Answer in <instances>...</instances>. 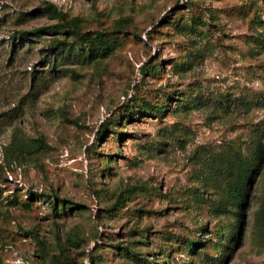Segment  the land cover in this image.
Wrapping results in <instances>:
<instances>
[{
    "label": "rangeland",
    "instance_id": "374dc122",
    "mask_svg": "<svg viewBox=\"0 0 264 264\" xmlns=\"http://www.w3.org/2000/svg\"><path fill=\"white\" fill-rule=\"evenodd\" d=\"M148 263L264 264V0H0V264Z\"/></svg>",
    "mask_w": 264,
    "mask_h": 264
},
{
    "label": "trees",
    "instance_id": "16d2710c",
    "mask_svg": "<svg viewBox=\"0 0 264 264\" xmlns=\"http://www.w3.org/2000/svg\"><path fill=\"white\" fill-rule=\"evenodd\" d=\"M47 12L49 14H53V15H59L62 16L61 13H57L56 9L52 8L51 5H49L47 7ZM70 27V26H68ZM74 29L75 25L73 26ZM59 28L56 26H51L48 28H43L39 31H44L47 33H57V34H63L64 32L68 33L69 31H60L58 30ZM76 41V40H75ZM77 43V44H76ZM75 43V47H79V48H85V49H91L93 47V44H91L90 42L85 41L84 39H77ZM13 45H15V43H13ZM70 53L74 50V43L72 46H66L64 44H62L61 41L57 40L56 42H54L53 45V49L60 51L62 53V56L64 55V50H66ZM97 48L100 49V51H102V55H108L110 53V49L104 45H98L97 44ZM61 57V56H60ZM56 59H58L57 57H55V61ZM142 111H144L145 113H148L149 115H157L158 113H160L159 110H157L156 108H154L153 106L147 105V104H143V106H141ZM106 133H108V127L106 125L102 126L101 129L97 132L98 138H103ZM112 133V132H111ZM249 158L252 159L251 161H253L254 163H257V167L258 165H260V163H262L263 158L261 156V149H260V145H258V142L254 143V148L253 150H250V154H249ZM253 162H248V160H239L238 164L233 168V169H228L227 173L229 174V177H232L231 180V184L228 185V193L225 196V201H226V207L229 206L230 204H236L238 206V213H237V218H238V228L240 229V226L242 224L243 221V216H244V209L246 206V203L244 202L246 194H247V185L249 183V179L251 177L252 172H254V170L252 169V163ZM57 199V198H56ZM121 196L118 198V201H121ZM55 206V205H54ZM191 244H194V242H191ZM123 251L128 252L131 256L133 255L132 253L129 252V250L127 248H122ZM149 264V263H148Z\"/></svg>",
    "mask_w": 264,
    "mask_h": 264
}]
</instances>
